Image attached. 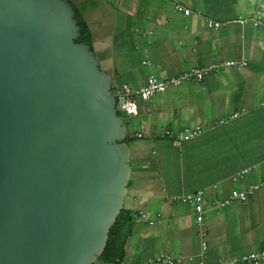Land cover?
I'll return each instance as SVG.
<instances>
[{
	"label": "crops",
	"instance_id": "crops-1",
	"mask_svg": "<svg viewBox=\"0 0 264 264\" xmlns=\"http://www.w3.org/2000/svg\"><path fill=\"white\" fill-rule=\"evenodd\" d=\"M73 1L90 23L93 50L110 74L115 92L124 84L140 87L150 75L167 78L214 61L248 59L244 67L212 71L202 81L184 82L148 100L139 99L138 113L129 115L131 122L126 124L133 140L129 143L131 177L124 207L136 212L126 261L143 263L162 251L198 256L201 245L195 204L173 201L174 195L202 190V206L204 201L212 206L215 199L264 181V97L258 98L264 95V71L255 77L252 71L264 61V30L255 28L253 21L226 22L239 14L255 13L253 4L222 0ZM176 1L190 8L191 14L175 10ZM256 7L259 10L258 3ZM200 9L202 15L196 12ZM257 12L256 18L261 14ZM208 18L224 20V24L212 28ZM242 107L249 108V114L219 123ZM185 126H202L204 132L180 146L163 134L166 128ZM245 168L250 171L244 178L234 180ZM231 203L206 208L208 263L241 258L238 264H245L243 257L264 243V185L248 201ZM140 211L152 217L161 213L160 222H146ZM175 236L181 237V242L174 247ZM94 264L113 263L97 260Z\"/></svg>",
	"mask_w": 264,
	"mask_h": 264
},
{
	"label": "water",
	"instance_id": "water-1",
	"mask_svg": "<svg viewBox=\"0 0 264 264\" xmlns=\"http://www.w3.org/2000/svg\"><path fill=\"white\" fill-rule=\"evenodd\" d=\"M67 0H0V264H93L131 150L110 74Z\"/></svg>",
	"mask_w": 264,
	"mask_h": 264
},
{
	"label": "built area",
	"instance_id": "built-area-1",
	"mask_svg": "<svg viewBox=\"0 0 264 264\" xmlns=\"http://www.w3.org/2000/svg\"><path fill=\"white\" fill-rule=\"evenodd\" d=\"M175 10L183 11L185 14H191V9L183 5V3L176 1L174 2ZM238 22L244 23L246 20L242 17H239L237 20ZM257 24V23H256ZM209 25L215 28L220 26L219 22H213L212 20L209 21ZM149 63L148 61H145ZM248 65V61L246 58L240 59H227V60H219L214 61L213 63L205 66H196L192 67L189 70L183 71L178 75L169 76L167 78H159L156 75L148 76L146 82L140 86L133 88L127 84H124L119 91L115 92L117 98V107L119 111L123 110L128 115H136L138 113V100L145 99L148 100L152 98L157 93H160L172 86H178L184 82L188 81H202L204 77L210 74L212 71L218 70L223 67H244ZM247 112L246 109H243L242 112H232L227 117L222 118L219 123H225L229 119H234L240 116L241 114ZM204 132V128L202 126H185L182 129H166L164 134L165 136L171 140V142L176 145L180 146L186 139L194 138ZM138 136H141V133H137ZM250 171V168H245L240 171L237 175L234 176V180L242 179L244 176ZM264 185V181H260L257 183H252L249 187L245 190H235L232 194L226 199H215L212 202V206L214 208L222 207L229 205L233 200H241L245 201L250 195H252L257 189L261 188ZM203 194L204 191L199 190L197 192H189L182 195H174L173 201L179 202H186L190 204H195L196 210V222L201 226L200 229V238H201V252L198 256L190 255V256H179L174 257L168 255L164 252L159 253V255L154 258L150 259L151 264H175L176 262L181 264H189L190 262L195 263L196 257L199 258V261L195 264H207L205 262L207 252H208V244L205 240V209L202 206L203 202ZM140 217L144 218L148 223L155 224L160 222L161 213H157L155 217L149 216L147 213L143 211L139 213ZM257 253L256 257H260L261 260L264 259V254ZM233 263L227 260L220 261L219 264H227Z\"/></svg>",
	"mask_w": 264,
	"mask_h": 264
},
{
	"label": "trees",
	"instance_id": "trees-1",
	"mask_svg": "<svg viewBox=\"0 0 264 264\" xmlns=\"http://www.w3.org/2000/svg\"><path fill=\"white\" fill-rule=\"evenodd\" d=\"M67 1L71 4V6H72V8H73V10L75 12V18H76L78 26H79L80 36L77 39V42L85 43V44L89 45L91 49H93V35H92V28L90 26L89 21L86 19L85 14L81 10V8H79L77 6V4L73 0H67ZM257 11L261 12V14L256 18L255 16H257V14H258ZM257 11L255 13H253V12L250 13V14H252L251 16H248V15H245V14H244L245 15L244 16V15H240L239 14V15L235 16V18L227 19L226 22L227 23L238 22L237 20L239 19V17H242L243 19L246 20L244 23H247L249 21H253L254 24L256 25L255 28L264 30V13H263L261 8H260V10H257ZM196 12H198L201 15L203 14V11L201 9L200 10H196ZM210 20H212L213 22H219L220 26L222 24H224V22H223L224 20L223 21H216V20H214L212 18H208L207 19L208 25H209V21ZM239 23H241V22H239ZM210 27L215 28L213 26H210ZM247 61H248V59H247ZM224 68H226V67H223V68H220V69H224ZM220 69H218V70H220ZM218 70H215V71H218ZM132 140H133L132 137L127 136L126 141L128 143H131ZM251 196L252 195H250L243 202L248 201V199ZM228 197L229 196L223 197L222 199H226ZM218 199H220V198H218ZM236 200H238V199H236ZM234 201L235 200H233L232 203ZM226 206H222V207H226ZM140 212H142V211H140ZM144 213H147V212H144ZM135 218H136V212H134L133 210L128 209L126 207H123V209L121 210V212L117 216L115 224L112 226V228H111V230L109 232V237H108V241H107L106 247H105L103 253L101 254V256L98 258V261H105L107 263H113V264H151L149 260L150 259H154V258H156L159 255L160 252L155 254V255H153V256L148 257V259L145 262H143V263H141V262L129 263V262L126 261L128 241H129V238L132 236V233H133ZM204 227H205V230H206V234H205L204 238H205V240L207 241V244H208L207 237L209 235V232H208V227H207L206 223H205ZM200 229H201V226L199 224H197V222H196V231H197V235H198L199 238H200V235H199ZM200 245H201V238H200ZM254 251H251L249 254H247V255H245L243 257V262L245 261V264H249V263H251V264H261V262H260L261 258L260 257H256V254L257 253H261V255L264 254V243H261V247L257 251H256V249ZM162 252H164V253H166L168 255L174 256V257H179L178 255H174V254L168 253L166 251H162ZM225 260H227L229 262H233V263H227V264H238L241 261V258H232V259H227L226 258ZM198 261H199V258L196 257L195 263H197ZM205 262L207 264H212V263H208L207 262V256H206ZM219 262L217 264H219ZM195 263H192V264H195ZM175 264H178V262H176ZM213 264H215V263H213Z\"/></svg>",
	"mask_w": 264,
	"mask_h": 264
},
{
	"label": "rangeland",
	"instance_id": "rangeland-1",
	"mask_svg": "<svg viewBox=\"0 0 264 264\" xmlns=\"http://www.w3.org/2000/svg\"><path fill=\"white\" fill-rule=\"evenodd\" d=\"M224 3H226V4H228V3H231V2H233V1H236L237 2V4H247V5H250L251 3L253 4V8H252V10L253 11H257V7H256V4L258 3V9L260 10V8L262 9V11H263V13H264V0H222ZM251 13V12H250ZM249 13V14H250ZM248 14V15H249ZM246 15V14H245ZM263 57H264V52H263ZM227 60V59H226ZM260 67H264V61H262V62H260V64H259V66L258 67H255V68H252V71H253V73H254V77L255 76H257V74L259 73V72H261V71H264V69H260ZM247 69H250V68H247ZM180 74V73H179ZM178 75V74H177ZM262 77H264V74L262 75ZM249 84H247V86H248ZM264 97V95L263 96H259L258 98H263ZM239 102L240 103H243L244 102V100H242V99H240L239 100ZM246 102V101H245ZM243 109H246L247 110V112L246 113H248V111H249V108H247V107H242V108H238L237 109V111L238 112H242L243 111ZM245 113V114H246ZM120 114L124 117V119H125V124H127V122H128V120H130V122H131V119H129V115L125 112V111H123V110H121L120 111ZM249 114V113H248ZM263 119V121H264V118H262ZM134 129V127H132V130ZM166 129H172V128H166ZM165 129V130H166ZM258 131L260 132V129H258ZM138 132V131H137ZM165 132V131H164ZM164 134V133H163ZM165 136V135H164ZM130 148H131V146H130ZM183 202V201H182ZM185 205H189L190 203H186V202H183ZM262 206V211L264 212V204L263 205H261ZM203 207H204V209H205V211H206V208L207 209H212V206H211V204H210V202H206V201H204V203H203ZM190 209H191V207H189ZM141 219H143V220H145L144 218H142V217H140ZM191 218H192V215H191ZM146 221V220H145ZM171 221H174V219H172ZM147 222V221H146ZM206 223V222H205ZM193 234V233H192ZM188 237H186V239H187ZM190 240L191 241H193V238L190 236ZM172 242H173V246L175 247V245L176 244H180V242H181V237H178V236H175V237H173V239H172ZM171 252H173V250L171 249L170 250Z\"/></svg>",
	"mask_w": 264,
	"mask_h": 264
},
{
	"label": "clouds",
	"instance_id": "clouds-1",
	"mask_svg": "<svg viewBox=\"0 0 264 264\" xmlns=\"http://www.w3.org/2000/svg\"><path fill=\"white\" fill-rule=\"evenodd\" d=\"M264 261V260H263Z\"/></svg>",
	"mask_w": 264,
	"mask_h": 264
}]
</instances>
